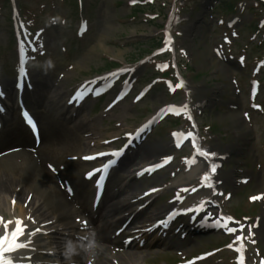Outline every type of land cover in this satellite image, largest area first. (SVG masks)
<instances>
[{
	"label": "rangeland",
	"instance_id": "1",
	"mask_svg": "<svg viewBox=\"0 0 264 264\" xmlns=\"http://www.w3.org/2000/svg\"><path fill=\"white\" fill-rule=\"evenodd\" d=\"M129 1L82 0V10L81 8L77 10L75 7L78 4L77 0H16V4H20L26 24L32 26L35 33L38 31L43 34L42 41L45 46H36L35 52L28 55V58L35 57L31 62L32 66L34 65L35 75L39 72L42 76L34 81L35 84L44 89L48 86L41 95L42 99L45 100L47 106H50L52 101L55 107L57 103L59 105L65 101L63 98L59 101L56 95L53 96L54 91H58L59 87L69 89L86 78L102 74L112 68L139 64L138 60L149 56V52L157 45V41H160L163 47L168 46L164 31L168 19L167 13L174 2L176 13L171 19L169 32L174 38L177 51L176 62L181 68V73L189 87L196 89H193L192 105L195 106L197 102L211 96L216 87L221 88L220 94L214 95L217 100L216 104L209 107L203 114L196 113L204 144L212 151H219L215 148L219 145L244 146L241 152L229 155L228 163L225 164L221 175L233 173L237 178L242 175L239 171H244L253 177L245 187L233 190L232 197L228 200L219 196L211 198L221 205L223 211L234 215L238 220L244 216L250 217L251 220L261 219L264 199L262 198L263 200L258 204L255 201L250 202L248 197L256 192L264 193V9L254 0H220L222 6H218L219 0H211L212 6L205 12L201 9L203 0H141L137 5L145 8L143 11V9H138L137 5L131 6ZM224 3L232 6V9L230 10L229 5L225 6ZM10 11L11 5L8 0H0V66L3 67V79L13 71L11 68L14 59L13 45L10 50L5 47L12 41ZM230 16L238 18L231 28L226 26ZM81 17L86 21L88 28L82 36H78L77 28L81 24ZM190 24L194 27L192 30L188 28ZM187 28L190 32L188 34L185 32ZM224 38H228V43L223 42ZM42 48L44 53L41 51ZM169 54L168 51L161 52L141 65L138 82L135 84L138 89L149 85L152 78L158 79L159 65L166 63L170 67L172 56ZM256 62L257 66L262 64L256 77L263 82H261L256 101L261 104L262 110L251 113L248 112L247 91ZM222 66L227 68V74H224ZM230 77L234 79L232 82H227V78ZM45 79L46 82L43 81ZM157 82L159 83L160 79ZM164 83L166 85L165 81ZM164 83L162 82L163 85ZM162 84L150 89L139 104L133 105L131 101H125L106 114L103 112L106 102H96V109L85 121V127L83 126L84 128L80 130L84 139H87L85 146L88 151L93 148L91 147L93 144L102 143L103 140L117 133L132 132L162 104L180 103L185 100L182 87L175 92L167 93L166 87ZM91 108L92 104L87 102L86 113ZM246 112L251 114L249 121L243 120ZM85 115V113L82 114L83 117ZM236 119L240 123H237ZM234 121L236 128L245 134L244 137L235 138ZM170 126L172 125L167 121H163L154 127L147 137L141 148L151 145V147H163L162 149L165 150L155 154L148 162L177 154V151L169 144L170 131L176 129V126L181 127L182 124L178 121L173 127ZM71 154H78V152H71ZM57 162L60 161L57 160ZM180 162V159H176L171 164L172 166L169 165L166 168L167 171L152 176L153 178H142L141 181L130 182L121 195L118 194L110 199L109 205L115 198L119 200L126 198L131 201L141 190H145L150 185H173V182L179 179L184 172ZM76 164H68L65 173L70 174L72 169L77 171L79 166H75ZM133 186L137 189L136 191L129 190ZM190 186L187 189L188 192L198 188V181L191 183ZM181 187L178 186L172 191L178 192L182 189ZM224 189L225 192L229 190L226 187ZM16 191H20V187ZM170 193L171 189L166 190L159 199L167 194L172 196L173 192ZM207 193L211 192L206 190L203 195ZM161 202H163L162 199L159 200V204L154 202L147 208L139 221L148 223V220H151L150 217L153 216L152 213H157L159 208H162L161 213H164L165 203ZM22 208L24 209L23 204ZM35 209L36 212L34 213V210L29 215L33 222L36 220L35 223L40 224L44 221H51V217L48 214L45 215L40 206H36ZM0 213L8 219L6 212L1 210ZM118 216L121 215L118 214ZM102 222L104 224V221L100 219L99 224L101 225ZM57 227V225L54 226L52 230L61 235L53 233L46 239V243L55 251L64 250L65 246L60 244L61 240L64 242V237H62L64 232H60ZM112 230L113 228L107 234ZM238 238L225 239L222 235L209 234L194 240L195 244L178 246L173 251L163 247L139 251L130 249L129 251L137 253L138 257L125 264H176L180 261L179 256L175 255L177 253L189 258L223 246L225 243L235 245L234 242L237 243L236 245L245 244L248 247L247 258L250 264L259 261L260 258L264 259L263 241L257 238L258 245H254L247 242L242 243ZM236 247L239 248V246ZM108 260L111 264V260L116 262L114 258L109 257ZM234 263V255L230 250L224 249L215 257H211L208 262L200 264Z\"/></svg>",
	"mask_w": 264,
	"mask_h": 264
},
{
	"label": "bare ground",
	"instance_id": "2",
	"mask_svg": "<svg viewBox=\"0 0 264 264\" xmlns=\"http://www.w3.org/2000/svg\"><path fill=\"white\" fill-rule=\"evenodd\" d=\"M193 26H189L188 28L191 29ZM187 28V29H188ZM189 30H187V33ZM195 89V88H194ZM62 90V88L60 89ZM219 88H216L215 91H218ZM64 92L58 94V100H60V96H62ZM57 95V94H56ZM210 102V101H209ZM41 123H44V133L45 135H48L47 137L51 139L50 145H52V149L54 147L55 154L56 155H61L67 152L71 151H81L82 146H83V140L80 139V137H76L73 135V132L71 133L70 130H68L66 127H62L60 129L59 127L54 126V120L50 117H48V114L43 117ZM81 121V120H79ZM78 121V122H79ZM237 123H240L238 119H236ZM235 126L233 127L234 129V136L236 139L240 137H244V133L238 128H236V122L234 121ZM84 124V121H81L80 124L76 127V129L72 128L74 131H79V129H82ZM7 136H14L11 138V140L5 144L0 146V153L9 151V149H18L20 148L19 153H12L9 155H4L0 157V211L3 210L4 212L8 213L10 216V220L12 223L8 224V230L11 231L15 227V220L19 219L22 221L23 226L26 228L25 230V235H21L18 239L20 242L27 243L28 247L27 248H22L20 250H17L15 252H12L10 255L18 262V264H25L26 262L29 261V259H22L23 257H29L28 255H31L33 253L31 247L33 244L37 246L35 249V252L38 251V247L40 248L39 250H45L41 243H43V239H39L40 234L35 231V234L33 235H27L29 232H32L34 230H37V228H41V226H33L32 220L27 219V215L31 214V212L34 213L36 212V203H40L41 209L45 210V215L49 214V216H52V219L56 221L57 224L60 226L63 225L70 228V235L68 236V239L70 240L71 243L74 241L80 240L78 237L84 233V231L80 230V224L78 219L76 218L77 214L76 212H73V210L70 208V203L67 202L60 192L58 191L57 186H54L52 184V176L47 173V172H42L41 170H37L35 166V156L32 155V153H28L23 151L27 147H29L31 144L29 142V139L19 131L15 130L14 132L4 134ZM45 138V137H44ZM7 146H11V148H7ZM241 145L238 144H230L228 147H222V146H215V148H218L219 150H223L224 153H231V152H238L241 151ZM163 147L159 146H144L134 158L130 165H135L136 161L137 163H144L151 158L153 159V156L155 154H159L162 150ZM50 150V146L44 145L42 149L40 150L41 152H47ZM38 154V153H37ZM22 158L21 163L19 165H22L24 167L21 168V166L18 168V170H14L15 168H12V165H18V158ZM133 165V166H134ZM128 169V167H127ZM199 165L194 166L191 168L190 171L186 172L185 176H182V179L187 177V178H193L194 176L198 175L197 170H199ZM5 170V171H4ZM201 174V173H200ZM33 177L31 182L29 183L28 187H23L20 188V191H16L18 187H21V182H27L30 177ZM130 175H127L124 177V181L128 179ZM61 178V176H60ZM56 179V177H55ZM224 181V186L231 187L232 186V177L231 175H226L222 176L221 178ZM61 181V180H60ZM126 182V181H125ZM74 187L77 190V193L80 194L81 190L80 187L82 186V183L80 181H74ZM28 188H34L36 190L35 196L32 195L31 200H27V196H31L30 190ZM154 188V187H153ZM129 190H137L134 186L131 187ZM25 194V195H24ZM84 199H86L84 197ZM16 200L17 205H11V201ZM125 200H116L115 202L112 203V205L106 210V213L101 211L106 218H110L113 216L116 212L123 211L129 208V203H127ZM22 204L27 206V209L30 212H27V209L22 208ZM19 210V213H17L15 210ZM130 210H132L130 206ZM162 208L158 209L157 214H160ZM142 213L139 215V213L135 214L134 219L139 220L141 219ZM262 219L259 223V229H258V238L264 242V208L262 211L261 215ZM6 221V220H5ZM47 221L41 222L42 224ZM62 224V225H61ZM113 222L107 221L105 224L104 228L98 231V240L99 243H103V248L99 247L94 251V260L93 264H111L107 258H116V260L120 264H125L129 261H134L138 255H136L135 252H123L121 254H115V257H111L110 254V247L112 244V241H110L106 233L111 228ZM53 227L48 228V230H52ZM67 228V230H68ZM2 230V229H1ZM75 230H78V232H75ZM47 231V228H43L41 232ZM69 231V230H68ZM42 236V235H41ZM120 238V237H119ZM118 238V239H119ZM117 239V238H116ZM30 241V243H29ZM73 241V242H72ZM156 241V240H155ZM117 243V241L114 242V244ZM111 244V245H110ZM74 246V245H73ZM114 247H117L115 244ZM47 250H52V248H48ZM76 252L77 254L72 255L71 261L75 262L78 261L79 259H82V250L81 247L76 246ZM37 254V253H36ZM34 255V254H33ZM85 255V254H84ZM55 257V262L57 260V256ZM30 258V257H29ZM34 259L33 257L30 259V261ZM113 264V263H112Z\"/></svg>",
	"mask_w": 264,
	"mask_h": 264
},
{
	"label": "snow or ice",
	"instance_id": "3",
	"mask_svg": "<svg viewBox=\"0 0 264 264\" xmlns=\"http://www.w3.org/2000/svg\"><path fill=\"white\" fill-rule=\"evenodd\" d=\"M21 49H23V44H21ZM22 59H23V57H22ZM165 67H167V66L165 65ZM21 71L22 72L24 71L23 68L21 69ZM181 86H182L181 84L176 85V87H181ZM139 98L140 97H137V99H139ZM169 110L176 112V109L174 107H171ZM24 115H25L26 119H28V123L32 124L31 119L27 117V113H25ZM33 127H34V125H33ZM173 135L174 136H184L185 134L184 133H174ZM191 135H192L191 133L187 134V136H189V137ZM177 147H180L179 143H177ZM120 154L121 153L119 150L111 153L112 156H119ZM200 154L201 155H207V153H203V152H201ZM100 155H105V154L101 153ZM90 158L91 157H86V159H90ZM166 159H171V158L169 157ZM114 163H115V160H109L106 164H104L102 166V169H97L95 171H106L108 169V167H110ZM153 167H155V166H153ZM212 170L213 171L215 170V166H213ZM88 175L91 177L93 175V173H89ZM205 179H207V177H205ZM101 180H103V175L101 176ZM97 183L99 184L100 181H97ZM153 191H155V189H153ZM257 198L258 197H252V199H257ZM225 219L230 221L231 217L221 218V220L218 221V223L221 226H223L229 232L235 231V229L229 228L227 223H224ZM9 223H12V222L9 221V222L4 223V234L2 236H0V264H18V262L16 260H14V258L9 254L17 251L18 249L28 247L27 243L20 242L18 239L21 235H25L24 226H23L22 221L19 219H16L15 220V227L11 231L8 230V224ZM161 223H166V222L161 221ZM35 231H38V229L34 230L32 232H29L27 235L30 236V235L35 234ZM29 243H30V241H29ZM229 247H231V245H229ZM22 259H30V258L23 257ZM189 264H191V262H189ZM262 264H264V262H262Z\"/></svg>",
	"mask_w": 264,
	"mask_h": 264
},
{
	"label": "clouds",
	"instance_id": "4",
	"mask_svg": "<svg viewBox=\"0 0 264 264\" xmlns=\"http://www.w3.org/2000/svg\"><path fill=\"white\" fill-rule=\"evenodd\" d=\"M79 246L82 247L85 253L92 254L96 247L95 240H94V234L92 233L87 234V243L83 245H79ZM75 254H77L76 247H74L71 242H66L64 246L63 255L65 257V260H67L69 264H72L71 256Z\"/></svg>",
	"mask_w": 264,
	"mask_h": 264
}]
</instances>
